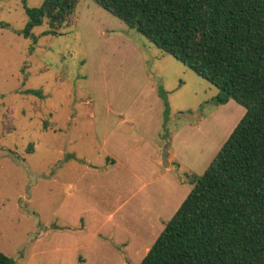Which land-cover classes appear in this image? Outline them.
Returning a JSON list of instances; mask_svg holds the SVG:
<instances>
[{
    "label": "rangeland",
    "instance_id": "obj_1",
    "mask_svg": "<svg viewBox=\"0 0 264 264\" xmlns=\"http://www.w3.org/2000/svg\"><path fill=\"white\" fill-rule=\"evenodd\" d=\"M27 21L0 0V251L140 264L246 111L93 0L33 53Z\"/></svg>",
    "mask_w": 264,
    "mask_h": 264
},
{
    "label": "trees",
    "instance_id": "obj_2",
    "mask_svg": "<svg viewBox=\"0 0 264 264\" xmlns=\"http://www.w3.org/2000/svg\"><path fill=\"white\" fill-rule=\"evenodd\" d=\"M27 1L30 53L33 30L57 35L80 2ZM93 1L246 111L140 264H264V0ZM0 264L18 263L0 251Z\"/></svg>",
    "mask_w": 264,
    "mask_h": 264
},
{
    "label": "water",
    "instance_id": "obj_3",
    "mask_svg": "<svg viewBox=\"0 0 264 264\" xmlns=\"http://www.w3.org/2000/svg\"><path fill=\"white\" fill-rule=\"evenodd\" d=\"M162 159H163L164 167H168L169 166V160H168L169 159V145H167L165 149L163 150Z\"/></svg>",
    "mask_w": 264,
    "mask_h": 264
}]
</instances>
